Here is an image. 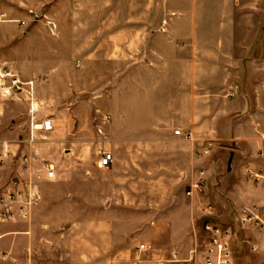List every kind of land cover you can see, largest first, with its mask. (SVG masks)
Masks as SVG:
<instances>
[{"label":"rangeland","instance_id":"rangeland-1","mask_svg":"<svg viewBox=\"0 0 264 264\" xmlns=\"http://www.w3.org/2000/svg\"><path fill=\"white\" fill-rule=\"evenodd\" d=\"M185 53L208 75L206 140L173 125L161 148L153 122L183 120L175 78L161 76ZM263 133L264 0H0V195L15 184L37 197L0 222V264H204L208 224L230 231L232 264H262L264 230L240 224L227 161ZM203 146L206 185L191 197L189 155ZM105 152L115 159L100 168Z\"/></svg>","mask_w":264,"mask_h":264},{"label":"crops","instance_id":"crops-1","mask_svg":"<svg viewBox=\"0 0 264 264\" xmlns=\"http://www.w3.org/2000/svg\"><path fill=\"white\" fill-rule=\"evenodd\" d=\"M181 27H184L190 30L192 29V26L189 23L181 24V23L169 21L165 24V28L168 30L169 29H179ZM183 39L185 38L183 37ZM185 40L189 41L191 39L189 37ZM169 60L176 61V62L181 61L184 63L183 66H180V69H175V70L171 69L168 72L169 74H167L166 76H161V82L163 81L164 77L170 80L172 76L175 78L173 80V86H175V90L172 94L173 95L172 98L174 101V108L177 109L175 107V103H177L179 104V106H177L178 109L179 107H181L180 109L183 110V120L182 121H159V124L157 122H153L154 125L158 126L157 127L158 133H154L152 135L153 138L151 141L157 142L161 148L166 146V144L168 146L173 145L176 141V138L178 137L172 132L171 129L174 126H177L179 129L184 128L183 130H185L184 131L185 133L190 132L192 134L194 143L196 141L197 142L200 141V143H202L203 140H206V138L203 137L205 136L203 134L207 130V124H208L207 99H202L209 92L207 71L206 73L202 71L200 72L192 71L191 62L195 59L194 57H192L190 54H187V53L181 56L179 55L174 56L173 58H170ZM170 73H173V75H170ZM178 78L180 80H178ZM232 84H233L232 87L235 86V81H233ZM211 89H212V86H211ZM237 92L238 91L237 90L235 91V87H234L231 93L236 95ZM192 94H199V99H195V97H192L191 96ZM183 103H187L188 105L184 107V105L182 106ZM198 109L200 111L199 113L197 112L198 113L197 115V113H194V112L195 110H198ZM163 129H165L166 131L164 132ZM238 132L239 131H237L235 140H238L240 138ZM255 140L258 143V151L256 153L251 154V155H242L239 152V150H235V153L232 152L227 161L228 174L235 173L238 176L237 178L239 179V181L242 183V187L240 186V190H239L241 192L240 194L237 193V196L242 199L239 204V208H238V211L240 212V214H241L242 208L245 206L264 204V185L253 183L247 176V172H246L247 168H254L256 170H262L264 172V133L258 138L256 137ZM197 148L198 147H194L192 152H190V155H189V173H190V178H191L190 182H192V189L189 190L188 192H191L190 194L191 197H194L195 194L201 195V193H203L204 186L206 185V180L204 179L207 177V169H206L207 168V147L203 146V148L201 147H199L198 149ZM232 155H233V158H232L231 163L229 164ZM114 159H115V156H114ZM229 166H230V169H229ZM238 186H239V183L237 182L236 187ZM199 200L200 199L196 197V200H195L196 203ZM210 210H212V207H210ZM240 214L238 217H240ZM18 219H14L11 222L18 220ZM1 226H3L2 223H0V227ZM0 234H2V237L0 238L1 240L8 233L0 232ZM138 247H136L137 253H141L138 250ZM108 249L110 250V248ZM2 254L9 255V253L7 252L2 253ZM175 254H176V251L173 250L172 255H175ZM108 260H110V257H107L105 261H108Z\"/></svg>","mask_w":264,"mask_h":264},{"label":"built area","instance_id":"built-area-1","mask_svg":"<svg viewBox=\"0 0 264 264\" xmlns=\"http://www.w3.org/2000/svg\"><path fill=\"white\" fill-rule=\"evenodd\" d=\"M18 80L14 81V87L21 89L18 84ZM110 117H106L109 120ZM40 127L51 132L54 130V123L51 119H45ZM177 135H181V131H176ZM186 139L192 140V134L183 133ZM114 161V155L112 153H103L99 160V166L102 168H108ZM249 179L256 184L264 185V172L262 170H256L254 168L246 169ZM45 178L52 180L55 178V171L53 166L50 165L46 168ZM11 189L4 195H0V222H6L8 220H14L19 217H28L32 205L36 202L37 197L31 187L29 192L22 193L21 190L15 188V184L11 185ZM191 192H188L190 195ZM20 209V210H19ZM239 222L243 227H259L264 230V204L245 206L241 210ZM205 229L209 233V239L205 243L204 249V264H232V255L229 245L230 231H224L220 227L212 226L210 224L205 226ZM2 234H0V238ZM138 250L142 253L147 250L145 243L140 244ZM264 264V260L262 262Z\"/></svg>","mask_w":264,"mask_h":264},{"label":"water","instance_id":"water-1","mask_svg":"<svg viewBox=\"0 0 264 264\" xmlns=\"http://www.w3.org/2000/svg\"><path fill=\"white\" fill-rule=\"evenodd\" d=\"M232 158H233V155H232V157H231V159H230V162H229V164L231 163V161H232ZM229 169H230V166H229Z\"/></svg>","mask_w":264,"mask_h":264}]
</instances>
